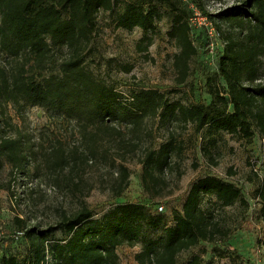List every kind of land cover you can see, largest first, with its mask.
<instances>
[{"label":"trees","instance_id":"trees-1","mask_svg":"<svg viewBox=\"0 0 264 264\" xmlns=\"http://www.w3.org/2000/svg\"><path fill=\"white\" fill-rule=\"evenodd\" d=\"M197 2L203 15L226 22L230 30L222 31L224 49L217 69L207 78L211 101L184 104L170 100L157 88H140L125 97L87 66L97 14L100 10L114 12L119 0H0V170L8 163L12 173L25 176L37 162L56 185L66 175L67 187H79L86 165L98 159L113 165L119 161L122 190L129 177L123 162L128 154L142 149V183L149 190L166 183L164 173L172 166L173 154L182 151L175 132L158 146L148 142L153 133L150 120L183 127L192 124L211 145L221 133L246 141H252L257 133L264 137V0H243L216 14L207 12L201 0ZM161 7L171 22L167 35L178 49L173 60L175 83L185 84L198 50L189 22L193 11L183 0L126 2L114 24L126 30L139 27L156 32ZM217 27L220 29L219 23ZM152 40L144 35L137 43L138 50L147 51ZM61 48H66V53L58 69H50L55 49ZM131 68L123 69L130 72ZM10 104L18 111L28 105L40 106L58 118L74 121L79 143L67 151L56 138L43 147L29 132L11 123L7 114ZM103 142H108V148L101 151ZM204 149L211 157L209 148ZM205 195L215 196L213 208L202 207ZM255 195L264 224V176L257 178ZM236 203L249 206L242 188L208 174L191 183L181 209L174 210L173 223L165 226L158 238L145 232L146 228H158L161 217L139 202L117 203L99 219L82 202L72 212L61 210L56 223L47 228L29 226L15 216V231L23 235L13 239L26 241L25 253L20 257L1 250L0 264H119L117 248L138 242L142 243L135 256L138 264H177L180 253L200 242L230 235L231 228L217 218L215 207ZM57 230L66 236L55 238ZM186 264H203L202 258L193 254Z\"/></svg>","mask_w":264,"mask_h":264},{"label":"rangeland","instance_id":"rangeland-1","mask_svg":"<svg viewBox=\"0 0 264 264\" xmlns=\"http://www.w3.org/2000/svg\"><path fill=\"white\" fill-rule=\"evenodd\" d=\"M119 1L114 12L100 10L97 14L96 32L91 42L93 52L87 57V66L125 97L140 88H157L170 100H181L184 104L209 103L211 95L207 78L217 69L219 53L224 49L222 31L230 30V26L203 16L190 18L191 36L198 53L191 60L187 82L177 85L173 60L178 49L167 35L171 22L165 9H160L162 17L156 32L139 27L126 30L115 27L114 20L126 2L139 0ZM183 2L190 9L198 8L197 0ZM201 2L209 12L207 5L213 0ZM144 35L152 36L153 40L143 52L138 50L137 43ZM65 53L66 48L55 49L49 68L57 70ZM125 66H131V71L126 72L123 69ZM261 81L264 82V66ZM7 114L14 126L29 132L34 141L43 144V147H49L50 142L57 138L70 151L80 141L74 121L58 118L40 106L28 105L18 111L10 104ZM149 126L153 128V133L148 142L155 146L167 140L170 132H175L177 142L182 144V151L173 154L172 166L164 173L166 183L159 188L148 190L143 187L142 149L128 154L123 162L129 170V177L122 190L119 161L113 165L111 161L98 159L86 165L80 174L79 187L72 184L67 187L66 175L61 176L60 184L56 185L49 179L44 166L37 162L31 164V171L25 176L12 173L11 165L6 163L0 170L1 250L20 257L25 253L26 241L13 239L12 234L17 229L15 216L25 219L29 226L47 228L56 223L61 210L72 212L82 202L92 209L96 219L102 218L117 203H143L152 214L161 217L158 228H146L145 232L148 237L158 238L162 229L173 223L174 210L181 209L191 183L201 176L212 174L237 183L249 206L244 208L236 203L224 208L215 207L217 218L231 228L230 235L214 242H200L196 247L180 253L177 264H186L193 254H199L203 264H264V224L255 195L257 178L264 176V137L257 133L252 141H246L236 135L221 133L216 143L211 145L206 137L202 140V134L197 133L192 124L183 127L172 122L158 124L150 120ZM9 133H14V130H9ZM102 146L101 151H104L108 142H103ZM204 147L209 148L211 157L204 153ZM214 202V195H205L202 207L213 208ZM53 236L61 238L66 234L57 230ZM141 247V242L119 246V264H138L135 256ZM216 248L220 251H215Z\"/></svg>","mask_w":264,"mask_h":264},{"label":"built area","instance_id":"built-area-1","mask_svg":"<svg viewBox=\"0 0 264 264\" xmlns=\"http://www.w3.org/2000/svg\"><path fill=\"white\" fill-rule=\"evenodd\" d=\"M239 3H240V0H218V1L213 0L212 3L207 5V8L210 9L209 12L219 13L221 11H224L225 9H228V8H231L235 5H238ZM192 11H193V14L191 16L192 18L193 17L200 18L201 16H203L202 18L209 19L208 16L203 15L198 8H192ZM162 208L163 207L161 206L160 209H162ZM12 235L14 238L18 239L19 237H21L23 235V232L22 231H14ZM0 252H1V246H0Z\"/></svg>","mask_w":264,"mask_h":264}]
</instances>
